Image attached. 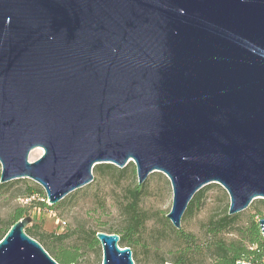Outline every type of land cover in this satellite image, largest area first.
Instances as JSON below:
<instances>
[{
  "label": "water",
  "instance_id": "95a60500",
  "mask_svg": "<svg viewBox=\"0 0 264 264\" xmlns=\"http://www.w3.org/2000/svg\"><path fill=\"white\" fill-rule=\"evenodd\" d=\"M130 162L138 185L167 178L176 230L210 184L229 216L264 201V0H0V184L29 179L53 206ZM31 222L0 264H58ZM95 238L101 264H134L118 235Z\"/></svg>",
  "mask_w": 264,
  "mask_h": 264
},
{
  "label": "trees",
  "instance_id": "16d2710c",
  "mask_svg": "<svg viewBox=\"0 0 264 264\" xmlns=\"http://www.w3.org/2000/svg\"><path fill=\"white\" fill-rule=\"evenodd\" d=\"M92 173L97 177L113 178L115 183L124 180L125 177H134L135 167L130 162L124 168L119 169L110 164H100L93 167ZM163 177L162 175H159ZM13 182L0 184V195L9 192L15 183ZM217 186L216 184H212ZM211 186V185H207ZM145 185H135L126 190V202L122 206L124 216L120 228H111L101 230L102 233L116 234L120 240V247H128L132 252V260L138 261V255L142 256L145 263H148L152 251V243L143 235V229L146 227L149 217L145 211L139 207L144 195ZM205 188V187H204ZM199 190L190 201L185 215H187L193 206L198 204L204 196L206 189ZM209 188V187H206ZM82 190V189H81ZM80 189L72 192L56 205L50 206L46 203V196L43 189L37 185H25L21 190L12 195L13 199H25L28 202L25 205H17L13 208L10 219L0 224V240L6 235L10 227L25 217L31 208L57 210L64 203L73 198ZM37 197L36 201L31 198ZM264 204L263 200L259 201ZM264 219V218H262ZM167 229V231H165ZM206 240L204 244H197L192 234H187L183 229L176 230L168 222L165 223V230L157 232L156 240L158 242L167 238V232L173 237V251L171 257L164 259L161 257V263L171 264H204L209 261L210 264H236L244 262L247 264H264V236L259 225L253 219L247 220L243 225L240 224L239 214L232 216L224 211L222 214L211 216L204 227ZM94 231L91 228L85 229L78 227L72 232L56 235H46L41 233L37 227H26L25 233L37 241L45 252L58 264H79V260L88 252L95 250L99 242L95 238ZM76 236V243L69 245L68 241Z\"/></svg>",
  "mask_w": 264,
  "mask_h": 264
},
{
  "label": "rangeland",
  "instance_id": "374dc122",
  "mask_svg": "<svg viewBox=\"0 0 264 264\" xmlns=\"http://www.w3.org/2000/svg\"><path fill=\"white\" fill-rule=\"evenodd\" d=\"M42 154V149H34L31 151L28 161L34 162ZM158 174L162 175L160 173L150 174L142 184L145 185L144 195L139 204L140 209L145 211L149 217L146 227L143 229V236L150 243L153 242L151 247L155 251L151 252L148 263H145L142 256L138 255V261L134 260V264H160L161 257L168 259L173 251L171 233L167 232V238L161 242L156 240L157 232L162 229L165 230V223L168 222L171 225L166 215L170 211L172 202L170 183L164 175L161 177ZM18 180L20 182L15 183L9 192L0 195V224L10 219L14 207L19 204L25 205L28 202V200L22 198L17 200L12 198L17 189L21 190L25 185L36 184L29 179ZM135 185H137L136 174L134 177L127 176L118 183H115L113 178H101L93 174V181L81 188L80 192L67 200L59 209L31 208L26 216H30L32 222L27 227H37L41 233L46 235L70 233L81 226L99 232L111 228L118 229L124 219L122 206L126 202V190ZM210 185L205 186L204 196L196 204L197 207L193 206L191 211L187 215H185V212L181 219V229L187 234H192L195 242L202 245L206 240L204 227L209 218L214 214L228 212L229 207V198L224 189L219 185ZM31 199L36 201L37 197ZM259 201V199L253 200L247 209L238 213L240 224L243 225L249 219H253L258 223L260 219L264 218V204ZM75 241L76 236L71 238L68 244L73 245L76 243ZM101 260L102 250L98 245L95 250L84 255L83 259L79 260V264H101ZM204 264H210V262L206 261Z\"/></svg>",
  "mask_w": 264,
  "mask_h": 264
},
{
  "label": "bare ground",
  "instance_id": "6f19581e",
  "mask_svg": "<svg viewBox=\"0 0 264 264\" xmlns=\"http://www.w3.org/2000/svg\"><path fill=\"white\" fill-rule=\"evenodd\" d=\"M34 153V152H33Z\"/></svg>",
  "mask_w": 264,
  "mask_h": 264
},
{
  "label": "built area",
  "instance_id": "2783aa9c",
  "mask_svg": "<svg viewBox=\"0 0 264 264\" xmlns=\"http://www.w3.org/2000/svg\"><path fill=\"white\" fill-rule=\"evenodd\" d=\"M64 224V223H63Z\"/></svg>",
  "mask_w": 264,
  "mask_h": 264
}]
</instances>
